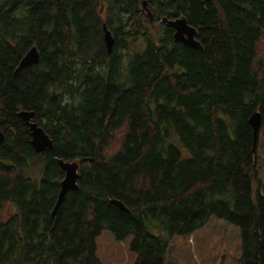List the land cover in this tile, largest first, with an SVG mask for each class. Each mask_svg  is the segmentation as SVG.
<instances>
[{"label":"trees","instance_id":"trees-1","mask_svg":"<svg viewBox=\"0 0 264 264\" xmlns=\"http://www.w3.org/2000/svg\"><path fill=\"white\" fill-rule=\"evenodd\" d=\"M263 2L0 0V214L15 208L0 217V264H100L105 230L131 238L133 264H164L167 242L146 223L187 236L212 216L239 228L238 264H264V181L248 123L259 112L264 129ZM181 16L201 50L160 22ZM33 46L39 63L15 73ZM20 111L34 113L50 150L35 153ZM57 159L77 162L79 179L53 217Z\"/></svg>","mask_w":264,"mask_h":264},{"label":"rangeland","instance_id":"rangeland-1","mask_svg":"<svg viewBox=\"0 0 264 264\" xmlns=\"http://www.w3.org/2000/svg\"><path fill=\"white\" fill-rule=\"evenodd\" d=\"M147 20L155 30L159 29L153 14L142 7ZM151 14V15H150ZM257 166L259 179L264 181V129L259 130L257 141ZM40 170V169H39ZM26 169L25 176L39 182L40 171ZM15 211L11 203L3 205L0 217L8 219ZM150 233L163 237L167 242L164 264H238L242 255L240 230L237 226L212 216L208 222L191 235L168 236L147 222ZM117 241L110 231H102L96 238V256L100 264H133L136 255L129 249V241Z\"/></svg>","mask_w":264,"mask_h":264},{"label":"water","instance_id":"water-1","mask_svg":"<svg viewBox=\"0 0 264 264\" xmlns=\"http://www.w3.org/2000/svg\"><path fill=\"white\" fill-rule=\"evenodd\" d=\"M263 13H264V2H263ZM164 26L171 28L173 33V39L175 42L181 43L186 47L195 49V50H201L202 46L200 42L197 40V30L188 25L186 19L181 16L174 19H169L166 17H163L160 21ZM103 38L104 42L107 48L108 53L112 51L113 46V40L110 35V32L106 29L105 26H103ZM40 61V54L38 49L33 46L31 47L26 54L23 56V58L20 60L15 73L18 72L19 69L35 66ZM21 119L25 121V123L29 127L30 131V137H31V146L34 149L35 153L41 154L43 152H46L47 150H50L52 148V140L49 138V136L44 132V130L33 121L34 113L29 111H20L17 114ZM248 123L253 131V152H256L257 147V141H258V134L259 130L261 128V115L259 112H254L248 119ZM4 141V135L0 130V143ZM57 164L60 167V169L64 173V177L62 181L60 182V189L57 195L56 204L54 207V210L52 212V216H55V213L61 203L63 202L66 194L70 191H76L78 189V179H79V165L77 162H65L61 159H57ZM111 204L119 207L121 210L126 211V209L121 205L114 201L111 202ZM1 244V240H0Z\"/></svg>","mask_w":264,"mask_h":264},{"label":"bare ground","instance_id":"bare-ground-1","mask_svg":"<svg viewBox=\"0 0 264 264\" xmlns=\"http://www.w3.org/2000/svg\"><path fill=\"white\" fill-rule=\"evenodd\" d=\"M28 127V126H27ZM43 129V128H42ZM41 155V154H40ZM64 176V175H63Z\"/></svg>","mask_w":264,"mask_h":264}]
</instances>
